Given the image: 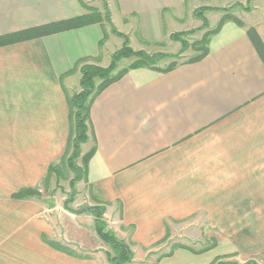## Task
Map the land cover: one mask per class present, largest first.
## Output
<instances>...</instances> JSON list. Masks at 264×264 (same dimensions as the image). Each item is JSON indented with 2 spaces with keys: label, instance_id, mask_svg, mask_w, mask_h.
<instances>
[{
  "label": "crops",
  "instance_id": "crops-1",
  "mask_svg": "<svg viewBox=\"0 0 264 264\" xmlns=\"http://www.w3.org/2000/svg\"><path fill=\"white\" fill-rule=\"evenodd\" d=\"M95 1L129 40L135 27L119 28L142 25V41L159 40L198 2L213 31L201 60L130 69L89 102L85 181L92 205L105 208L108 228L132 251L129 264H211L222 244L242 261L264 255V64L247 35L253 28L264 45V13L253 7L225 19L224 8L248 0ZM89 2L0 0V36L79 17ZM122 44L102 22L0 47V138L69 136L79 62L105 67ZM199 217L209 245L159 252L175 226ZM51 243L67 264H101Z\"/></svg>",
  "mask_w": 264,
  "mask_h": 264
},
{
  "label": "rangeland",
  "instance_id": "rangeland-1",
  "mask_svg": "<svg viewBox=\"0 0 264 264\" xmlns=\"http://www.w3.org/2000/svg\"><path fill=\"white\" fill-rule=\"evenodd\" d=\"M256 1L257 6L248 0L240 6L231 5L223 10L228 12L227 16L233 19L242 18L243 13L250 11L253 7H256L258 12L264 13V0ZM204 3L198 2L195 8L187 11L180 19L181 21L177 20L174 26L166 28L167 30H164L159 40L142 41L141 36L145 37L142 25L141 27L118 28L124 33L126 29L129 32L130 27L131 30L135 27L132 40L125 35L128 46L133 51H141L149 55L155 53L167 55L156 66L164 69L171 63H184L200 53L204 43L197 46L194 44L200 41L206 32L211 31L209 25L203 27V22L198 17L199 5ZM219 3L222 5L224 1L219 0ZM98 4L95 0H90L88 3L92 6L90 9L102 15L104 10L103 12L99 10L100 6L99 9L93 8ZM105 4L103 3V7ZM175 33H187L181 36V39L187 43L184 50L179 41L172 39ZM144 44L145 49H143ZM134 60L135 57L121 59L112 74L116 75L119 71L127 69ZM101 83L102 81L95 80L96 87ZM80 89V85H77L74 93H78ZM68 138L69 136L0 138V264H67L64 259L65 255L49 248L46 244L48 241L54 242L58 246L57 249L63 251L67 249L80 255L95 256L101 259V264H109L105 255L108 247L94 234L91 217L77 216L63 208L64 202L72 193L69 182L74 176L66 165V159L72 153V148L68 146ZM84 148L85 145L81 144L80 157L76 162L81 167V157L85 154ZM49 165L56 166L58 176L56 173L48 174ZM28 187L36 188L39 197L24 200L12 198V195L19 189ZM74 189L75 196L72 203H69L70 208L78 209L81 206L93 204L83 175ZM192 221L194 223L189 226H175L173 232L169 233L170 243L168 242L167 247L159 252L164 254L169 252L172 244L190 245L194 251H201L203 246L209 245V240L204 242L201 238L204 236L205 218L199 217ZM230 235L236 236L237 234L231 233ZM220 237L221 232L215 233L213 240L217 243ZM219 252L223 254L215 258L223 256L239 263L251 260L264 264L263 254L249 256L242 261L243 255H239L234 249L224 244Z\"/></svg>",
  "mask_w": 264,
  "mask_h": 264
},
{
  "label": "trees",
  "instance_id": "trees-1",
  "mask_svg": "<svg viewBox=\"0 0 264 264\" xmlns=\"http://www.w3.org/2000/svg\"><path fill=\"white\" fill-rule=\"evenodd\" d=\"M103 9L104 12L102 15L93 9H88L89 12L73 19L0 36V47L25 40H30L33 38L42 37L44 35H49L63 30L78 28L84 25L102 22H107L110 26L111 32L123 39L122 47L116 50L111 55V61L107 67L103 68L92 64H86L83 63L84 60H81L79 62V70L81 74L79 85L81 89L78 93H74L68 101L71 119V131L68 138V146L69 148H72V153L71 156L66 159V165L74 176L69 182V186L72 193L68 196V200L64 202L63 208L67 212L74 215L86 214L92 217L93 229L96 235L108 247V251L105 252V255L109 264H129L133 260V253L130 250L129 246L123 240L117 238L116 235L108 228V225L104 219L105 208L103 206L84 205L78 209H72L69 207V203H72V201L74 200V187L76 183L81 180L82 175L85 177L87 162L93 153V150H91L81 157L82 167L76 164L77 159L80 157V145L86 143L88 140L87 131L89 125V102L105 87L120 79L130 69L146 68L155 71H169L175 68L178 64L171 63L164 69H160L156 66L158 62L161 59L166 58L167 55L159 53L149 55L141 51H133L128 46V40L126 36L117 32L115 27L110 22V14L106 4L104 5ZM204 10L205 8H200V13L198 14V17L203 20V27H206L207 23L203 17ZM228 18L230 17H225V19ZM223 21L224 19L221 22ZM235 21L238 22L237 20ZM212 33L213 31L206 32L202 39H200V41H197L196 44H194L195 46H197L199 44L204 43L203 47L200 49V53L184 63L197 62L207 55L209 38ZM186 34L187 33H175L172 35V39L177 40L182 44L183 50L184 48H186L187 43L181 39V36ZM247 35L255 51L257 52L261 61L264 64V45L261 42L259 36L253 28H249L247 30ZM130 57H135V60L132 62V64L127 69L121 70L116 75H113L112 73L116 70L118 62L123 58ZM96 79L102 81V83L98 87L95 86ZM47 171L48 174L56 173V175L58 176V170L54 165H49ZM38 197V190L33 187L19 189L16 193L12 195V198L17 200ZM51 245L54 246L55 244L51 243ZM55 248H58V246L55 245ZM211 264L258 263L251 260L246 261L244 263H239L237 261L228 260L226 259V257L220 256L215 258Z\"/></svg>",
  "mask_w": 264,
  "mask_h": 264
}]
</instances>
